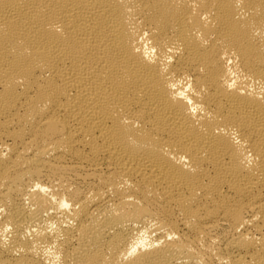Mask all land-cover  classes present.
I'll return each instance as SVG.
<instances>
[{"label": "bare ground", "instance_id": "6f19581e", "mask_svg": "<svg viewBox=\"0 0 264 264\" xmlns=\"http://www.w3.org/2000/svg\"><path fill=\"white\" fill-rule=\"evenodd\" d=\"M0 264H264V0H0Z\"/></svg>", "mask_w": 264, "mask_h": 264}]
</instances>
